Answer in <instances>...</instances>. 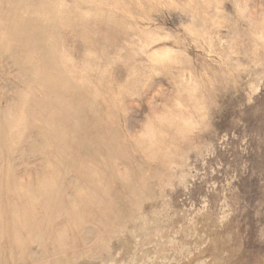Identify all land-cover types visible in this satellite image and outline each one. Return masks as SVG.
I'll return each mask as SVG.
<instances>
[{"label":"rangeland","instance_id":"rangeland-1","mask_svg":"<svg viewBox=\"0 0 264 264\" xmlns=\"http://www.w3.org/2000/svg\"><path fill=\"white\" fill-rule=\"evenodd\" d=\"M0 5V264H264V0Z\"/></svg>","mask_w":264,"mask_h":264},{"label":"bare ground","instance_id":"bare-ground-1","mask_svg":"<svg viewBox=\"0 0 264 264\" xmlns=\"http://www.w3.org/2000/svg\"><path fill=\"white\" fill-rule=\"evenodd\" d=\"M9 1H10V0H9ZM17 1H19V0H17ZM25 1H28V0H25ZM43 1H44V0H43ZM45 1H46V0H45ZM8 3H10V2H8ZM26 3H27V2H26ZM18 4H19V3H18ZM24 4H25V3H24ZM27 4H28V3H27ZM9 5H10V4H9ZM11 5H13V4H11ZM19 5H20V4H19ZM22 5H23V4H22ZM0 6H1V5H0ZM29 6H31V5H29ZM27 7H28V5H27ZM21 8H22V7H21ZM30 8H31V7H30ZM32 8H33V7H32ZM25 10H26V8H25ZM10 11H11V10H10ZM28 11H29V9H27V12H25L24 14L29 13ZM36 13H37V12H36ZM29 15H31V13H30ZM33 15H34V14H33ZM36 15H37V14H36ZM50 15H51V14H50ZM14 16H16V15H14ZM25 16H26V15H25ZM27 16H28V14H27ZM31 16H32V15H31ZM34 16H35V15H34ZM32 17H33V16H32ZM36 17H37V16H36ZM10 18H11V17H10ZM44 18H46V17H44ZM48 18H49V17H48ZM48 18H46L48 21L51 20V19H48ZM50 18H51V17H50ZM22 19H23V18H22ZM37 19H39V17H38ZM41 19H42V18H40L39 20H41ZM27 20H28V19H27ZM55 21H57V20H55ZM5 22H6V21H5ZM53 22H54V21H53ZM50 23H51V21H50ZM54 24H55V23H54ZM52 26H53V25H52ZM63 27H64V26H63ZM65 27H66V26H65ZM76 28H77V27H76ZM83 28H84V27H83ZM34 29H35V28H34ZM32 30H33V29H32ZM32 30H30V31H32ZM38 30H39V29H38ZM55 30H56V29H55ZM34 31H35V30H34ZM54 32H55V31H54ZM66 32H67V31H66ZM73 32H74V31H73ZM75 33H76V32H75ZM31 34H32V33H31ZM55 34H57V33H55ZM69 34H70V33H69ZM63 35H64V34H63ZM65 35H66V34H65ZM54 36H55V35H54ZM56 36H57V35H56ZM71 36H72V35H71ZM64 37H65V36H64ZM66 37H67V36H66ZM53 39H55V38H53ZM57 39H58V38H57ZM60 39H61V38H60ZM65 39H66V38H65ZM65 39H64V40H65ZM53 41H54V40H53ZM56 42H57V41H56ZM66 42H67V41H66ZM53 43H54V42H53ZM53 43H52L51 45H53ZM54 45H55V44H54ZM62 45H63V44H62ZM58 46H59V45H58ZM48 47H49V46H48ZM50 47H51V46H50ZM50 47H49V48H50ZM61 47H62V46H61ZM51 48H52V47H51ZM51 48H50V49H51ZM59 48H60V47H59ZM59 48L57 47V50H58ZM63 48H64V47H63ZM61 49H62V48H61ZM38 50L40 51V49H38ZM38 50H37V51H38ZM52 50H55V49H52ZM30 51H31V50H30ZM49 51H51V50H49ZM32 52H33V51H32ZM62 52H63V51H62ZM34 53H35V52H34ZM36 53H37V52H36ZM56 53H57V52H56ZM32 54H33V53H32ZM50 54H51V52H50ZM60 54H62V53H60ZM60 54H59V55H60ZM29 55H30V54H29ZM52 55H54V52L52 53ZM55 55H56V54H55ZM55 55H54V56H55ZM62 55H63V54H62ZM62 55H61V56H62ZM39 56H40V55H39ZM57 56H58V55H57ZM57 56H56V57H57ZM31 57H32V55H31ZM31 57L28 56L29 60H30ZM56 57H55V58H56ZM63 57H64V56H63ZM36 58H37V57H36ZM36 58H35V59H36ZM58 58H59V57H58ZM25 59H27V58H25ZM32 59H33V58H32ZM35 59H33V60H35ZM38 59H39V58H38ZM59 59H60V58H59ZM63 59H64V58H63ZM61 60H62V59H61ZM61 60L58 61V64H60V65H61L62 61H64V60H62V61H61ZM30 61H31V60H30ZM30 61H29V62H30ZM35 61H36V60H35ZM53 61H55V59H54ZM65 61H66V60H65ZM27 62H28V61H27ZM59 62H61V63H59ZM30 63H31V62H30ZM37 63H39V62L37 61ZM66 63H68V62H66ZM66 63H64V64L66 65ZM52 64H53V63H52ZM68 64H69V63H68ZM68 64H67V65H68ZM78 64H79V63H78ZM78 64H77V65H78ZM48 65H49V64H48ZM74 65H75V63L73 64V66H74ZM29 66H30V64H29ZM32 66H33V65H32ZM37 66H38V65H37ZM62 66L64 67V65H62ZM62 66H60V68H61ZM79 66H80V64H79ZM66 67H68V66H66ZM70 67H72L71 64H70ZM70 67H69V68H70ZM31 68H32V67H31ZM39 68H40V67H39ZM39 68H38V70H39ZM60 68H59V69H60ZM77 68H78V67H76V68L74 67V69H73V68H72V69L70 68L71 71H72V70L74 71V72H71V74L74 73V74H72V75H76V74H75V72H76L75 69L78 70V69L80 68V71H81V69L83 70V68H81V67H79L78 69H77ZM41 69H42V68H41ZM45 69H46V67H45ZM63 69H64V68H63ZM33 70H34V69H33ZM38 70H37V71H38ZM53 71H54V70H53ZM64 71H65V69H64ZM67 71H68V70H67ZM78 71H79V70H78ZM83 71H84V70H83ZM89 71H90V70H89ZM39 72H40V71H39ZM39 72H38V73H39ZM69 72H70V71H69ZM33 73L35 74L34 71H33ZM60 73H61V72H60ZM85 73H86V72H85ZM64 74H66V73L64 72ZM71 74L69 73V76H70ZM78 74H79V72H78ZM81 74H83V73H81ZM84 75H85V74H84ZM38 77H39V76H37L36 79H37ZM74 77H77V76H74ZM81 77H82V76H81ZM101 77H102V75H101ZM101 77H100V78H101ZM79 78H80V77H79ZM79 78H78V81H79V82L86 80V79H83V80L80 81ZM83 78H84V77H83ZM91 78H92V77H90V79H91ZM73 79H74V78H73ZM74 80H75V79H74ZM98 80H99V79H98ZM101 80H102V78H101ZM101 80H100V81H101ZM71 81H72V79H71ZM76 81H77V80H76ZM88 81H89V80H88ZM88 81H87V83H88ZM91 81H92V80H91ZM35 82H36V81H35ZM98 82H99V81H98ZM81 83H83L82 85L85 84V82H81ZM88 84H90V83H88ZM91 84H92V83H91ZM91 84H90V85H91ZM39 85H40V84H39ZM43 85H44V84H43ZM43 85H42V86H43ZM90 85H88V86H90ZM98 85H99V84H98ZM101 85H102V84H101ZM40 86H41V85H40ZM42 86H41V87H42ZM64 86L67 87L66 85H64ZM86 86H87V84H86ZM86 86H84V87H86ZM88 86H87V87H88ZM59 87H60V86H59ZM80 87H81V85H80ZM80 87H79V88H80ZM87 87H86V88H87ZM103 87H105V85H104ZM45 88H46V87H45ZM81 89H82V88H81ZM88 89H89V88H88ZM79 90H80V89H79ZM83 91H84V89H83ZM85 91H86V90H85ZM42 93H44V92L41 91V94H42ZM39 94H40V93H39ZM43 96H44V94H43ZM45 96H47V95H45ZM45 96H44V98H45ZM47 98H48V97H46L45 99H47ZM60 98H61V97H60ZM41 99H43V98H41ZM43 100H44V99H43ZM57 100H58V99H57ZM64 101H65V100H64ZM87 104H88V103H87ZM65 105H66V104H65ZM70 105H71V103H70ZM79 109H80V108H79ZM58 112H60V111H58ZM76 116H77V115H76ZM76 116H75V117H76ZM76 118H77V117H76ZM47 123H48V122H47ZM59 130H60V128H59ZM114 148H115V147H114ZM13 219H14V218H13ZM29 224H30V223H29ZM32 224H33V223H32ZM13 226H14V225H13ZM25 226H26V225H25ZM9 228H10V227H9ZM15 231H16V230H15Z\"/></svg>","mask_w":264,"mask_h":264}]
</instances>
